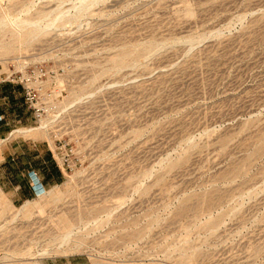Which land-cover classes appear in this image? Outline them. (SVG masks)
Here are the masks:
<instances>
[{
  "label": "rangeland",
  "instance_id": "374dc122",
  "mask_svg": "<svg viewBox=\"0 0 264 264\" xmlns=\"http://www.w3.org/2000/svg\"><path fill=\"white\" fill-rule=\"evenodd\" d=\"M96 1L0 0V83L41 74L6 142L63 175L0 193V264H264V0Z\"/></svg>",
  "mask_w": 264,
  "mask_h": 264
},
{
  "label": "crops",
  "instance_id": "0c3cea01",
  "mask_svg": "<svg viewBox=\"0 0 264 264\" xmlns=\"http://www.w3.org/2000/svg\"><path fill=\"white\" fill-rule=\"evenodd\" d=\"M31 112L25 106L22 91L10 84L0 83V193L12 206L31 201L48 186H57L63 175L50 154L42 155L36 145L33 153L25 155L20 149H29L25 141L8 137L18 125L33 124ZM63 258L47 259L42 264H57ZM64 264H78L79 258H64ZM59 264H62L61 262Z\"/></svg>",
  "mask_w": 264,
  "mask_h": 264
},
{
  "label": "bare ground",
  "instance_id": "6f19581e",
  "mask_svg": "<svg viewBox=\"0 0 264 264\" xmlns=\"http://www.w3.org/2000/svg\"><path fill=\"white\" fill-rule=\"evenodd\" d=\"M95 1H96V0H95ZM96 2H97V1H96ZM96 2H95V3H96ZM79 3L81 4V2L78 1V4H79ZM90 3H93V1L90 2ZM90 3H89V4H90ZM80 4L77 6V8H79V9L81 8V5H80ZM83 4H84V3H83ZM83 4H82V6H84V7L87 6V5H83ZM93 4H94V3H93ZM84 7H83V8H84ZM83 8H81V10H82ZM57 9H58V8H57ZM79 9H78V10H79ZM84 9H85V8H84ZM84 9H83V10H84ZM86 9H87V8H86ZM189 10H190V9H189ZM21 12H25V11H22V10H21ZM25 13H26V12H25ZM66 13H67V12H66ZM188 14H189V12H188ZM191 14H193V13L191 12L190 15H191ZM24 15H25V14H24ZM60 15L63 16V14H60ZM190 15H189V16H190ZM51 16H52V15H51ZM61 16H59L57 19H59V20L61 19V20H62V18L65 17V16H63L62 18H60ZM70 16H71V15H70ZM11 18H12V17H11ZM47 18H49V16H48V17H45V20L48 21L50 18H49V19H47ZM53 18H54V17H53ZM8 19H9V18H8ZM13 19H14V18H12V20H13ZM16 19H17V16H16ZM18 19H19V20H18ZM18 19H17V21L14 22V24L16 25V27H17V26H23V25L25 26V24H29V23H27V22L20 21V20H21L20 17H19ZM67 19H68V18H67ZM12 20H11V21H12ZM14 20H15V19H14ZM61 20H60V21H61ZM42 21H43V20H42ZM42 21H41V22H42ZM57 21H58V20H57ZM1 22H2V21L0 20V25L2 24ZM54 22H56L55 19H54ZM54 22H53V23H54ZM32 23H35V22H32ZM32 23L29 24V25L33 26ZM38 23H39V22H38ZM48 23H49V22H48ZM53 23L46 24V25H45L46 27H45V26H42V27H45V28L47 29V27H48V28H49L50 26L52 27V26L55 25L57 22H56L55 24H53ZM42 24H43V23H42ZM42 24H41V25H42ZM35 25H37V24H35ZM38 25H39V24H38ZM38 25H37V26H38ZM41 25H40V26H41ZM2 27H3V26H2ZM51 27H50V28H51ZM17 28H18V27H17ZM20 28H21V27H20ZM26 28H27V26H26ZM21 29H22V28H21ZM37 29H38V28H37ZM0 30H1V29H0ZM24 30H25V29H24ZM24 30H23V31H24ZM41 31H42V29H41ZM21 32H22V31H21ZM42 32H44V30H43ZM24 34H25V33H24ZM27 34H28V33H27ZM37 34H39V33H37ZM40 34H41V32H40ZM25 35H26V34H25ZM22 36H23V35H22ZM31 36H32V35H31ZM25 37H26V36H25ZM32 37H33V36H32ZM198 37H199V36H198ZM33 38H34V37H33ZM26 39H27V38H26ZM203 39H204V38H203ZM203 39H202V40H203ZM198 40H199V39H196V40H189V41H186L185 43H186V44H189V43L192 44V43H194V42H197ZM14 41H15V40H14ZM16 41H17V40H16ZM32 41H33V40H32ZM26 42H27V41H26ZM30 42H31V41H30ZM30 42H29V43H30ZM187 42H188V43H187ZM12 43H13V42H12ZM181 43H182V41H181ZM183 43H184V42H183ZM197 43H198V42H197ZM21 44H22V43H21ZM27 44H28V43H27ZM22 45H23V44H22ZM22 45H21V46H22ZM24 45H25V44H24ZM24 45H23V46H24ZM155 45H156V44H155ZM159 45H160V44H159ZM162 45H163V44H161V46H157L156 49L160 50V49L163 47ZM19 46H20V45H19ZM150 46H151V44H150ZM10 47H11V46H10ZM148 47H149V46H148ZM21 48H22V47H21ZM150 48H151V47H150ZM2 49H3V48H2ZM15 50H16V49H15ZM19 50H20V48H19ZM9 52H14V49H12V50L9 51ZM152 53H153V51H152ZM127 54H128V52H127ZM150 55H151V54H150ZM121 58H122V57H121ZM127 60H128V59H127ZM125 63H126V62H125ZM117 65H118V64H117ZM122 65H123V64H122ZM47 124H48V120H47V119H46V120H42L39 129L42 130V131H45L46 128H47V126H48ZM39 129H38V130H39ZM35 130H36V129H30V128H29V129H20V130L16 131L15 133L20 134V135H23V136H29V135H31ZM151 174H152V173H151ZM53 193H54V192H53ZM59 196H60V195H59ZM54 197H55V195H54ZM56 198H57V197H56ZM57 199H58V198H57ZM60 200H61V199H60ZM56 202H58V201H56ZM30 204H31V203H30L29 201L26 202V203H24V205L22 206V208H21L20 210H18L17 215H19V214H21V213H25V214H27V213H28V207L30 206ZM25 214H24V215H25ZM19 216H20V215H19ZM16 218H18V217H16ZM16 218H15V219H16ZM72 232H73V231H72ZM58 233H59V231H58ZM69 233H70V232H69ZM69 233H65V234H63V235L61 236V238H59L60 241H59V243H58V247H56L55 250H63V249H65V247L68 246V241L70 240V239L68 240L69 235H71V234H72V235H75V234H73V233H71V234H69ZM52 239H53V238H52ZM47 240H48V239H47ZM49 240H50V238H49ZM45 241H46V240H45ZM52 242H53V240H52ZM70 242H72V241L70 240ZM73 242H74V241H73ZM54 243H56V242H54ZM35 244H36V243H35ZM69 244H70V243H69ZM36 245H37V244H36ZM54 245H55V244H54ZM33 246H34V245H33ZM79 246H80V245H79ZM51 247L54 248V246H51ZM73 247H74V246H73ZM38 248H39V247H38ZM68 248H72V247H68ZM74 248H75V247H74ZM72 249H73V248H72ZM73 250H74V249H73ZM37 251H38V250H37ZM53 251H54V249L48 247L47 249L45 248V250H42V251L39 252V253L37 252V254H32V253L30 252V254H27V255H28V258H29V257H34V260H35L36 257H39L40 259H41V258H44V257H48V256H50V255L53 253ZM34 252H35V251H34ZM62 252H63V251H62ZM74 252H75V251H74ZM28 253H29V252H28ZM69 253H70V252H69ZM26 258H27V257H26ZM36 262H37V261H36Z\"/></svg>",
  "mask_w": 264,
  "mask_h": 264
},
{
  "label": "built area",
  "instance_id": "2783aa9c",
  "mask_svg": "<svg viewBox=\"0 0 264 264\" xmlns=\"http://www.w3.org/2000/svg\"><path fill=\"white\" fill-rule=\"evenodd\" d=\"M10 76L8 77L7 82L14 84L15 87L19 88L22 91L23 99H24V103L26 105V108L36 118H40L42 110L36 107L35 98L33 95L34 90L32 88V82H33V80L35 81L37 78H39L41 76V74L40 73L28 74L26 72H21L20 77H17V79H10Z\"/></svg>",
  "mask_w": 264,
  "mask_h": 264
}]
</instances>
